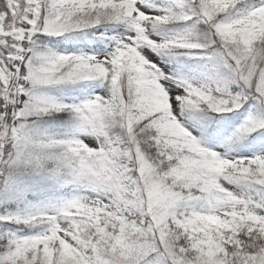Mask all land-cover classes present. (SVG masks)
<instances>
[{
  "label": "snow or ice",
  "instance_id": "1",
  "mask_svg": "<svg viewBox=\"0 0 264 264\" xmlns=\"http://www.w3.org/2000/svg\"><path fill=\"white\" fill-rule=\"evenodd\" d=\"M172 24L183 27L169 34ZM98 25L126 31L101 33L110 50L99 54H39L45 37ZM150 54L197 56L209 67L194 86ZM87 81H102L104 92L72 103L34 95L39 86ZM249 100L264 107V0L163 8L150 0H0L4 193L15 194L21 176L33 190L84 192L0 212V264H264V151L231 155L237 138L264 129V118L249 115L223 152L178 120L184 110L223 119ZM64 111L76 121L70 136L29 126L31 117ZM219 132L207 128L209 141Z\"/></svg>",
  "mask_w": 264,
  "mask_h": 264
},
{
  "label": "trees",
  "instance_id": "2",
  "mask_svg": "<svg viewBox=\"0 0 264 264\" xmlns=\"http://www.w3.org/2000/svg\"><path fill=\"white\" fill-rule=\"evenodd\" d=\"M252 0H249L251 2ZM158 7L174 6L176 3H181L182 0H152ZM235 12V10H233ZM191 23V22H189ZM183 25L172 24L165 26V31L169 34L179 31ZM126 31L122 26L113 25H98L95 29L82 30L75 33L67 34L65 37H45L39 42V54L44 55L49 52H79L85 50V48H95L97 46H104L105 40L99 39L101 33L108 37H114L116 33ZM202 55V54H198ZM165 60L171 62L174 68V74L177 77L178 72L182 76H198L207 70L209 67L206 61L198 58L197 56L191 58H181L179 61L176 59L159 55ZM102 81H87L80 82L74 85H50L48 88L39 86L34 89V95L38 98L44 97L45 99H52L63 103L81 102L85 99L91 98L94 90L103 88ZM44 88V89H43ZM249 107L252 111L251 114H246V108ZM180 113V110L177 109ZM182 120L179 121L182 125L192 132L193 135H197L202 140V145L207 147H219L222 151H225L221 145L224 144L229 137H233L237 132V129L241 127L244 121L249 115H253L257 118H264V107L256 104L255 101L250 100L247 105L234 113L223 114L224 118H212L211 116H205L202 113L189 112L184 110L182 113ZM75 117L72 113L64 111L60 113H50L48 115H42L39 117H31L28 120L29 126L32 130L39 135H52L57 137L70 136L75 126ZM209 127H216L220 130L219 135L215 141H209L206 135V130ZM115 133H119L120 130L114 129ZM264 136V129H259L253 132L243 139L237 138L232 145V155L249 154L257 150L258 138ZM75 187L67 185L64 187L58 186H45L40 190H33L30 180L27 176H21L18 179L17 190L13 195H7L4 193L3 178L0 177V209L9 208L12 211H18L28 206H45L50 205L53 201H63L66 198V194ZM23 226L14 225L12 230L15 231ZM25 233L31 234L36 229H24Z\"/></svg>",
  "mask_w": 264,
  "mask_h": 264
},
{
  "label": "rangeland",
  "instance_id": "3",
  "mask_svg": "<svg viewBox=\"0 0 264 264\" xmlns=\"http://www.w3.org/2000/svg\"><path fill=\"white\" fill-rule=\"evenodd\" d=\"M150 2H152V0H150ZM249 3H255V0H252V1L249 2ZM148 12H149V14H152V15L159 14V13H157L154 9H149ZM124 32H125V31L123 30V32L116 33L114 37H118V36H120V35H121L122 33H124ZM108 35H109V34H106L107 37H108ZM155 38H156L157 40H159L160 37L157 36V37H155ZM108 50H110V44H109V42H105L103 47H101V46H97V47H95V48H85V50H80L79 52L82 51V52H86V53H89V54H99V53L102 52V51H108ZM69 53H71V52H62V53H61V52H58V54H69ZM77 53H78V52H77ZM150 55H152V57H153V61H152V62L156 63L159 67H161V69H162L163 71H165L167 75H171V76H173L174 79H178V78H185V79H187L186 76H184V75L182 76V74H181L180 72L176 73V74H177V77L175 76V74H174L175 71H174V68H173V65L171 64V62L165 60L164 58H162V57L159 56V55H155V54H150ZM188 80H189L190 82H192V83L194 84V86H195V85L197 84V82H198V76H193V77H191V76L189 75V76H188ZM49 86H50V85H48V86H43V87L48 88ZM173 87H176V85L173 84ZM43 89H44V88H43ZM104 90H105L104 87L101 88V89H96V90H94L92 97H94L95 95H98V94H102V93L104 92ZM42 98H44V97H42ZM248 102L250 103V100H249ZM248 102H246L245 105H247ZM261 107H262V106H261ZM248 111H252V110L249 109V107H247V108H246V111H245L246 114H243V115H244V116H247L248 114H251V112H248ZM177 112L179 113L178 110H177ZM178 120H179V121L182 120V115H181V114H179V116H178ZM79 138H80L82 141H84L85 143H88V144H91V143H94V142H95V138H94V137H91V136L80 135ZM202 146H204V145H202ZM211 146H212V147H208V148H210V150H216V151L223 152L221 148H219V147H215L214 145H211ZM205 147H207V146H205ZM262 151H264V147H259L257 150H255V151H253V152H251V153H249V154H238V153H237L236 155H233V156L240 157V156H243V155H247V156L251 157L252 155H254V154H259V153L262 152ZM231 155H232V154H231ZM80 194H84L83 190H82V189L74 188V189H72L70 192H68V193L66 194V198H65L63 201L68 200V199H71V198H73L74 196H76V195H80ZM59 202H62V201L55 200V201H53L52 204H57V203H59ZM4 211H6V212H16V211H12V210H10L9 208H2V209H0V212H4ZM20 226H23V225H20ZM23 227H24V226H23Z\"/></svg>",
  "mask_w": 264,
  "mask_h": 264
}]
</instances>
